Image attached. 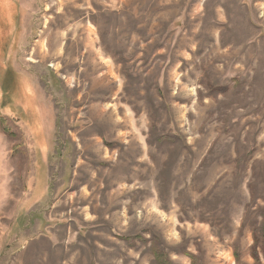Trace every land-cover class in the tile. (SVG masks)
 Wrapping results in <instances>:
<instances>
[{"label": "rangeland", "instance_id": "rangeland-1", "mask_svg": "<svg viewBox=\"0 0 264 264\" xmlns=\"http://www.w3.org/2000/svg\"><path fill=\"white\" fill-rule=\"evenodd\" d=\"M154 250L264 264V0H0V264Z\"/></svg>", "mask_w": 264, "mask_h": 264}, {"label": "trees", "instance_id": "trees-1", "mask_svg": "<svg viewBox=\"0 0 264 264\" xmlns=\"http://www.w3.org/2000/svg\"><path fill=\"white\" fill-rule=\"evenodd\" d=\"M153 255L155 256V258H156V260H157V262L159 263V264H165L164 263V256H163V254L159 251V250H154L153 251ZM191 257V259H192V262H193V264L195 263V261H196V258L195 257H193V256H190ZM257 261H258V258L256 257L255 258Z\"/></svg>", "mask_w": 264, "mask_h": 264}, {"label": "crops", "instance_id": "crops-1", "mask_svg": "<svg viewBox=\"0 0 264 264\" xmlns=\"http://www.w3.org/2000/svg\"><path fill=\"white\" fill-rule=\"evenodd\" d=\"M59 244H61L60 242H53L52 243V245H55V246H57V245H59ZM25 259H30V257L29 258H24L23 260H25Z\"/></svg>", "mask_w": 264, "mask_h": 264}]
</instances>
